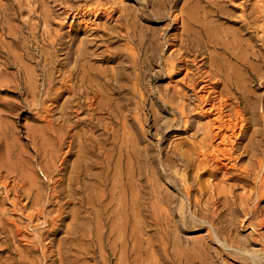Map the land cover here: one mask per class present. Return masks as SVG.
I'll return each instance as SVG.
<instances>
[{
  "label": "bare ground",
  "instance_id": "6f19581e",
  "mask_svg": "<svg viewBox=\"0 0 264 264\" xmlns=\"http://www.w3.org/2000/svg\"><path fill=\"white\" fill-rule=\"evenodd\" d=\"M123 1L124 0H112V5H108L109 7L106 6L105 8V4L102 3L103 1L100 2V0H98L95 1L96 6L91 11L103 9V14L108 15L110 19L113 18L114 11L121 12L120 16L122 18L120 27L123 26L122 28L125 29V34H120V30V33L117 32L118 35L116 38L119 40L123 36L125 40H127V45L125 49L117 48L111 51V54L109 53L108 56H104L102 59L115 61L118 58H122L126 64L117 66L114 70L101 69L94 66L91 63L93 57L91 58V54H89L90 50L87 51V44L84 45L83 43L82 46L80 45L74 49L73 53L76 54L75 57L73 56L74 54H72V50L69 49L66 61L62 64L63 68L58 69V71H61V77L56 81H53V79L47 80V89H44L46 90L48 98L52 101H49L50 104L47 103V106L45 104L46 114L45 117H43L46 118L49 125H52H50L51 128L49 127L50 130L53 129L52 127L55 128V126H57L58 133L60 134L58 137L60 144H64L67 138H69L68 144L66 145L67 150L63 152L64 156H62V161L60 163L62 167L56 168L58 170L57 172L60 174L63 170H67L69 166L68 156L77 153V159L72 162V167L69 172L70 175L69 177L67 176L69 179L68 181H70V183H68L70 192L73 189L71 188L72 182H81L83 178H85V181L82 183L89 189V184L94 186L91 188L94 189L97 187L99 188V183L107 187V184L112 182V186L109 190L110 192H108L110 193V198H108L109 200L107 199L108 201L106 200L104 202L103 200V197H107V193L103 192L104 189L96 193L91 192L92 194L90 193V197H92V200L87 201L84 198L85 201L81 200L84 202H81L82 205L86 204V206H89L90 204H97L102 208L103 212L101 214L97 213L100 219L97 221L101 223V221L104 220L102 223H108L110 230L108 232H102L100 229L104 226L98 229L102 226L98 224L96 225L99 227L96 228L97 231L95 236H91L95 237L91 240L92 242L87 245L83 242L81 243V239L77 237V233H79L82 228L81 224H85L86 228H83L88 229L87 226L90 225L88 220L93 222L98 217H91L90 219H88V217V220L86 219L85 221L84 216H82L83 214L79 215L77 208V210L72 212L75 221L73 220L74 223L69 228V231L75 236L72 237V239H76L77 237L80 239V243L72 241L75 245L68 246L67 244H58L59 246L57 249H53L54 246L51 247V245L44 243L45 245L41 246L42 253L45 257H51L57 250V253L62 257L59 263L62 264H190L197 261L196 258L198 257H200L199 264H208L206 256L209 255L207 253L209 252L210 246L205 241L201 240V242L199 241V243L193 245L194 252L192 253L186 250L185 246V248L183 247L184 249H177L175 246V248H170L171 245H167L171 241L170 233L163 228L165 226L160 228L163 222L161 223L159 213H161L160 211L163 209L160 208L163 204H172L174 195L162 192L156 185V180L164 174H162L159 169L157 163L158 159L155 154L147 149H141L138 146L141 141V132L139 129L137 130L136 128V132L132 137L128 136L129 131L125 129V119L134 110H132V105L137 104L138 106L136 107L139 108L141 107L139 105L145 104V100L147 99L145 97L144 99L142 98L144 94L140 90L145 64L148 65V62L155 64L160 61L159 64L156 63L159 69L154 73L158 77L166 75V77L170 79L186 70L184 76L180 79L183 83L182 86H179L176 80L172 89H166L164 92H159L160 89H157L159 97L164 102V106L158 103L159 107L161 106L163 108L166 105L173 110L172 119L168 121V125H165L167 129H175L181 125L184 126L185 130L193 131L190 135L191 138L186 140L184 145H178L171 152L166 153L165 159L161 158L162 164L166 167V169L164 168L166 171L172 168L171 172L168 173L170 176L168 180L178 185V188H180L182 192L180 194L181 208L183 209L186 206V201L188 200L187 202L193 207L191 211L192 216L199 217L207 221V223L209 222V225H211L213 229L215 228L216 237L218 240L222 241L224 246L218 249V253L221 251L222 255L225 256V259H228L227 261L230 264H264V231L262 232V229H264V205L260 204L262 203V199L264 200V106L261 102L262 99L256 95L254 90V88H261L259 85H264V75L262 72L264 61L263 54L254 48L255 46L252 42L254 40L263 42V23L262 25H260L261 23L257 24V21L261 20L260 18L263 17V3L258 5L254 3L248 11L249 4L246 2L249 0L239 2L243 7L240 14V29L227 32L216 27L217 25L214 24V18L229 19L227 6L233 5L232 3L236 0H200L201 2L203 1L204 4H200L199 2L194 3V0H184V6L178 12L176 11V7L181 0H149L142 8L135 11L134 18L139 16L146 20L155 18L159 21L170 19L168 25L171 26L170 28L174 29L173 36L168 34L163 35L164 41L163 38H159L155 32L148 35H141L140 33L139 35L135 28L136 18L131 19V17H128L126 13H124L125 7L124 4H122ZM98 5H102L103 8H99L101 6ZM260 31H262V34L259 33L261 35H258ZM108 32L109 34L111 33L110 30ZM243 34H248L249 36L243 37ZM256 35H258V37ZM112 36L113 35L110 37ZM137 40H139V42L141 41L142 44H148L145 49L144 57H141V50H135V47L131 45V43ZM166 44L169 45L168 49H171L168 56L165 54L162 55L163 48ZM71 61H73L72 65H70ZM64 66L68 68L63 70ZM45 67L47 66L45 65ZM130 68L131 70L126 72V70ZM25 70L27 76L25 84L29 87L22 86L18 88L19 91H17V93L20 96L28 93V90L32 91L35 90V88L37 89V87H35V82L39 77H35L36 71L31 69ZM139 70H141V72ZM48 75L47 77L50 76ZM129 81H131V84ZM56 83H59V85L55 87ZM52 90L54 91L52 92ZM123 91H126V93L120 97L122 103L120 102L119 108H117V106L114 107V103L112 102L113 97L110 96L111 93H121ZM65 93L68 94V96L60 103ZM126 94H129V96H125ZM36 96L34 98H36ZM23 101L27 102L26 99H23ZM155 103L157 102L155 101ZM151 107L152 106H150V109ZM260 107H262V110ZM100 112L107 113V118L113 119L114 122L111 121L106 123L104 121L105 118L102 120L99 115L97 116ZM57 113H60V115H58L57 121H54L53 116ZM82 113H85V115ZM117 117L123 118V122L121 120L119 121V119L117 120ZM157 119L158 115L154 114V125H157ZM55 122L57 123L55 124ZM53 124L55 125L53 126ZM115 124H117V126L120 125L121 129H123L121 134L119 126L115 128ZM132 124L134 125H132L133 127L136 126L135 121ZM80 125H83L85 129L83 127H81V130L75 129ZM101 127L104 129L106 128V132L109 136L108 139L112 137V142H116L117 137L120 139L119 144L116 142V148L119 150V158L115 162V167L113 166L115 171L111 174H105L103 171L99 173L90 171V166L96 165L99 161L95 163L93 159H88L86 155L88 152H94L93 149L101 145L97 146V142L95 143L92 141L93 135L91 133L89 134L88 131ZM112 127L113 130L109 132ZM245 140H247L246 143H244ZM97 141L99 143L102 142L99 140ZM97 152H100V150H97L96 153ZM110 155L111 153H108L107 157H105L107 165L106 167L104 165V167L107 172H111L109 169H112L113 162L110 160ZM241 159H246V162L240 164L239 161ZM50 163L55 162L51 161ZM181 168H183V173L180 172ZM204 173L216 179L221 174L222 178H220L218 183L214 184L215 186H197L201 174ZM33 175L34 173L32 176ZM32 176L30 179L35 178ZM88 176L95 178L94 182L88 183L90 180ZM86 178L89 179L88 182ZM136 179H142L144 182L138 183ZM228 179H234L235 181L239 180L249 184L254 183L253 194L255 200L253 206L247 210L249 214L252 213V217L247 218V220L260 226L255 228L257 235L255 237L252 236L255 241L261 242L262 246H259L260 248L255 247V242H252V240L249 239L250 237H242L234 231L235 227L233 228V226L234 222L237 224V216L234 215V220L230 218V221H224L223 224H219V218L222 213L228 212L233 215L234 212L240 213L241 210L245 209L244 206L241 205V202L238 203L236 200L232 201L229 199V194L234 188L233 184L229 186L219 185L221 182ZM58 181H61V177L58 178ZM32 182L33 181H31V184ZM77 187L81 188V185ZM77 190L78 189H76V191ZM139 197H147L149 199L147 202H151L154 211L153 214L155 215V218H153L155 221L154 224L160 225L159 232L164 233L162 234L163 237L160 238L161 240L159 242L161 243L159 247L155 244L147 247L143 244H130V241L129 243L126 241V244L122 243L123 240L121 242L119 241L124 233H122V228L125 225H122L123 221L118 222V220L124 219L123 214H125V217L127 216L130 218V220L133 219L132 221L138 220L137 214L141 212L137 213V211H139L138 205H143V203H141L143 198L140 200ZM204 197L207 198L204 199ZM51 198H54V196H51ZM114 200L118 203L116 207L120 205L123 206L124 209L118 208L119 210H116L117 219L113 217V219H115L113 220L111 218L110 222H108L106 220L112 215L110 213L106 214V210L111 207ZM69 203L68 201V204ZM57 204H59V207L57 208L56 214L49 217L47 220L50 232L52 233L63 226L61 222L65 219V215L63 214L66 210L65 205L67 201H59ZM114 211L113 209L112 214H114ZM165 216L166 215H164V217ZM82 219H84V221H82ZM247 220H241L240 222L243 223V221H245L243 224L245 225ZM132 224L131 231L133 232L134 227ZM210 227L207 226L205 230L208 233V238L212 242H215L216 237L213 232L214 230ZM92 228L91 226L89 230H92ZM116 228L119 229V233L115 236L111 233L116 231ZM112 235H114V240ZM221 238H223V240H221ZM150 241L149 239V242ZM229 248L236 249V252L231 251L233 249L230 250ZM144 255H146V258ZM56 257L57 256L54 258ZM82 257L84 258L83 260H81ZM57 258L59 261V257ZM55 261L54 259L52 264L55 263Z\"/></svg>",
  "mask_w": 264,
  "mask_h": 264
},
{
  "label": "rangeland",
  "instance_id": "374dc122",
  "mask_svg": "<svg viewBox=\"0 0 264 264\" xmlns=\"http://www.w3.org/2000/svg\"><path fill=\"white\" fill-rule=\"evenodd\" d=\"M95 1L98 0H0V264H52L54 259L56 261L53 264H58L62 257H60L61 255L57 253V250L53 255L59 257V261L58 258H54L55 256L53 255L51 257H45L41 250L42 245H51V247L54 246L53 249H57V247L59 246L58 244H67V246L75 245V243H80V239L81 243L83 242L87 245L92 242L91 240L93 238H95L91 236H95L97 231L96 228H98L100 225L102 226H100L98 229L104 226L103 228H101L102 230L100 229V231L108 232L110 230L108 227V223H102L104 222V220L101 221V223L100 221H97L100 220L98 215L103 212L102 208L97 204H90L91 206H86V204L82 205L81 202H84L81 200H92V197H90L92 193H96L97 191L104 189L103 192L107 193V197H103V200L105 202L108 198H110V193L108 192H110L109 190L112 186V182L108 183L109 185L107 184V187L99 183V188H94L96 189L94 190L91 189L94 186L90 184V189L86 188L87 186H84L82 182L85 181V178H83V181L81 182H72L71 188L73 189L70 192L68 186V183H70V181H68V177L70 175L69 172L72 167L71 164L74 160L77 159V153L68 156V169L61 172L64 175H62L61 173L59 174L56 168L62 167L60 163L62 161V156H64L63 152L67 150L66 145L68 144L69 138H67V141L64 144H60L58 138L60 134L58 133L57 126H55V128L52 127L53 129L50 130L52 125L50 124V126L49 122L46 120V118H44L46 114L45 107L52 101L48 98L46 90H44L47 89L46 82H48L49 79H53V81H56L61 77V71H58V69L63 68L62 64L66 61V56L69 49H71L72 54H74V49H76L80 45L82 46L83 43L84 45L87 44V51L90 50L89 54H91V58L93 57L91 63L101 69L104 68L107 70H114L115 67L126 64V62L123 61L122 58H118L115 61L102 59V57L108 56L109 53L111 54V51L116 50L117 48L125 49L127 40H125L123 36L119 40H117L116 38L118 33L120 32V34H125V29L122 28L123 26L120 27L122 18L120 16L121 12L114 11L113 18L110 19L108 18V15L103 14V9L91 11L96 6ZM111 1L112 0H100V2L105 4V6L103 5L105 8L106 6L109 7L108 5H112ZM148 1L149 0H124L122 2L125 7L124 13H126V15L128 17H131L132 19L135 16V11L142 8ZM241 1L245 0H236L232 3L233 5L227 6V9L229 11V19H216L215 16V18L212 17L215 19L214 24L217 25L216 27H218L222 31L227 32H233L237 29H240V14L241 9L243 8L239 4V2ZM196 2L204 4V2H201L200 0H194V3ZM91 3L94 5H92ZM246 3L249 4L248 11L254 3L257 5L263 3L264 8V0H249ZM98 6H101L99 8H103L102 5ZM183 6L184 0H181L176 7V11H180ZM135 18V28L138 31L139 35L140 33L141 35H148L152 32H155L158 37L161 39L163 38V40V35L168 34L170 36H173L174 29L170 28L171 26L168 25L170 19H163L162 21H159L155 18H150L149 20H146L139 16ZM260 19L261 20L257 21V24L261 23L260 25H262L263 23L264 26V11L263 17ZM109 30L111 31L110 34L108 32ZM259 33L262 34V31L258 32V35H261ZM111 35L113 36L110 37ZM258 35L256 36L258 37ZM248 36V34H243V37ZM254 41H252L255 46L254 48L263 54L264 61V32L263 42H261L260 40ZM141 44L142 43L141 41L139 42V40L131 43V45L135 47V50H141V57H144L145 49L148 44L144 43L142 44L143 46ZM168 48L169 45L166 44L163 48L162 55H169L171 49ZM73 56L75 57L76 54H74ZM72 63L73 61H71L70 65H72ZM156 63L159 64L160 61ZM156 63L152 64L151 62H148V65L145 64V67L143 68L142 75L144 76H142L141 79L142 84L140 85V90L144 94L142 98L144 99L145 97L147 99L145 100V104L139 105L141 106L139 107L140 109L136 107L138 106L137 104L132 105V110H134L125 119V129L129 131V137H132L135 134L136 128L137 130L139 129V131L141 132V141L138 146L141 149H147L151 153L155 154L158 159L157 163L159 165V169L161 173L164 174L163 176L159 177L158 180H156V185L162 192L171 193L174 195V197L172 200V204H163L160 207L163 208L160 211L161 213H159L161 223L163 222L161 226L154 224L155 221L153 218H155V215L153 214L154 211L151 202H147L149 201V199L147 197H139L140 200L143 198L141 200V203H143V205H138L139 211H137V213L141 211L139 214H137L138 220L132 221L133 219L130 220V218H128L127 216L125 217V214H123L124 219L118 220V222L123 221L122 225H125V228H122V233H124L120 237L121 239H119V241L121 242L123 240L122 243L124 244H126V241L128 243L130 241V244H143L147 247H149V245L151 246L155 244L159 247L161 243L159 242L161 240L160 238H162V234H164L163 232H159V229L165 226L163 228L168 230V232L170 233L171 241L167 244L169 246L171 245L170 248L177 247V249H182L185 246L186 250L192 253L194 252L193 245L199 243V241L201 242L202 240L210 246L209 252L207 253L209 255L206 256V261L208 262V264H230L227 261L228 259H225V256L222 255L221 251L218 253V249H221L224 246L222 244V241L217 239L215 228L213 229V227L209 225V222L207 223V221L202 220L199 217L192 216L191 211L193 210V207L189 204V202H187V199L185 206L186 209L185 207L183 209L181 208L180 194L182 192L180 191V188H178V185L173 184L170 180H168L170 179L168 173L171 172L172 168L166 171V167L162 164L161 158L165 159L166 153L171 152L178 145H184L185 141L191 138L190 135L191 132L193 133V131H187L185 130L184 126L181 125L178 128H172L168 130L165 125H168V121L172 119L173 110L166 105L163 108L161 106L159 107L158 105V103H160L162 106H164L163 100H161V98L159 97V92H164L166 89H172L174 86L173 84H175L176 80L178 81L179 86H182L183 83L180 79L184 76L186 70H184L181 74L174 76V78L169 79L166 77V75L158 77L156 76V74H154L155 71L159 69V66ZM45 65L47 67H45ZM65 68L68 67L64 66L63 70H66ZM25 69L36 71V73L34 72L35 77L39 78L35 79L39 81L37 82L35 80L37 82H35V87H37V89L35 88V90H32L33 92L28 90V93H25L24 95H22V97L18 95L17 91H19L18 88L27 85L25 84L27 81ZM130 70L131 68L127 69L126 72H129ZM139 71L141 72V70ZM262 72L264 75V65ZM47 75L49 77H47ZM129 82L131 84V81ZM57 85H59V83H56L55 87ZM259 86L261 88H254V90L256 92V95L260 97V99H262L261 102L264 106V85ZM157 89H160L159 92L157 91ZM53 91L54 90H52V92ZM123 92H116L113 94L111 93L110 96L113 97L112 102L114 103V107L117 106V108H119V105L122 103L120 97L124 95L126 91ZM41 94L44 96H42ZM129 94H126L125 96H129ZM34 95H37L36 98H34ZM67 96L68 94L65 93V95H63V97L61 98L60 103L64 101V98H66ZM22 98L26 99V101L29 103L23 101ZM155 101L157 103H155ZM150 106H152L151 109ZM260 109L262 110V107H260ZM82 114L85 115V113ZM154 114L158 115L157 125H154ZM58 115H60V113L54 114V121H57ZM98 115L102 118V120L105 118L104 121L106 123L113 121V119L107 118L108 115L105 112H100L99 114H97V116ZM118 119L119 121L123 120V118L120 117H117V120ZM134 121L137 127H133L134 125L132 123ZM56 123L57 122H55V124ZM55 124H53V126ZM115 125V128L119 126L121 134L123 132V129H121L120 125ZM81 127L85 129L83 125H80L75 129L81 130ZM112 130L113 127L109 132H111ZM105 132L106 128L104 129L103 127L99 129H91L90 131H88L89 134L91 133L93 135L92 141H94L95 143L97 142V146L101 144V148L96 147L97 149H93L94 152H88L86 153V155L88 156V159H93L95 163L99 161L96 163V165L94 164V166H90V171L95 173L103 171L105 172V174H111L115 171V162L119 158V150L118 148H116V142L117 144H119L120 139L117 137L116 142H112V137L108 139V133L106 132L105 134ZM97 140L102 142L99 143ZM246 142L247 140L244 141V143ZM97 150H100V152H97L98 154L96 153ZM108 153H111L110 160L113 162L112 169H109V171L111 172H107L105 168L107 165V163L105 162V157H107ZM55 154H57L58 156ZM50 160L54 161L56 164L50 163ZM244 162H246V159H241L239 161L240 164ZM181 169L180 172L183 173V168ZM33 173L34 175L32 176ZM30 175L35 178L30 179ZM59 177H61L60 182L58 181ZM88 178H86L87 182L89 180L88 183L94 182L95 178H91V176H88ZM220 178H222L221 174L217 179L211 177L207 173L201 174L197 186H215L214 184L218 183L220 181ZM31 181H33L32 184ZM136 181L138 183L144 182V180L142 179H136ZM79 184L81 185V188L77 187L80 186ZM232 184L234 185V188L229 194V199L232 201L236 200V202L238 203L241 202V205L244 206L245 209L241 210L240 213L234 212L233 215L228 212L222 213V218L220 217V220L218 219L220 221L219 224H223L224 221H230V218L234 220L235 216H237V224L234 222L233 226V228L235 227L234 231L242 237H250L249 239H251L252 242H255V247L260 248L262 246L261 242L255 241L254 238H252V236L255 237L257 235V231L255 230V228H258L260 226L247 220V218L252 217V213H250V215L247 210L248 208H251L253 206L255 200V196L253 194L254 183L249 184L239 180L235 181L234 179H228L221 182L219 185L229 186ZM76 189L78 190L76 191ZM51 196H54V198H51ZM159 198L162 199L161 197ZM205 198L207 197H204V199ZM59 201H67V204L65 205L66 210L63 214L65 215V219L63 220V222H61L63 226L61 225L62 227H59V230H56L54 233H52L50 232V227L47 220L49 217L56 214L57 208L59 207V204L57 203H59ZM68 201L70 202L69 204ZM113 202L112 204L114 206L111 204V207L106 210V214L110 213L112 215L106 220L108 222H110L111 218L113 219V217L117 219V211L119 210L118 208L124 209V207L120 205L116 207V205L118 204L116 203V200H114ZM261 202L262 203L260 204L264 205L263 199ZM77 208L79 211V215L83 214L82 216H84L85 221L88 217V219H90L91 217L98 218L93 222L87 219L88 223L90 222V225L87 226L88 229H85L86 226L82 223L83 226L81 224L82 228L79 233H77V237L80 239H78L77 237L76 239H72V237L75 236L71 234L72 232L69 231V228L75 221L72 212H74V210H77ZM111 209L115 210L114 214H112L113 212ZM97 213L99 214L97 215ZM164 215L166 216L164 217ZM241 220H247L246 224L243 225L245 221L241 223ZM82 221H84V219H82ZM190 222L193 224H191ZM98 224L99 226L97 227L96 225ZM131 224L134 227L133 232L131 231ZM91 226L93 228L92 230H89ZM207 226H211L210 228L214 230L213 232L216 237L215 242H212L208 238V233L205 230ZM116 231H113V233L111 234H114L116 236L117 233H119V229H117ZM263 231L264 229H262V232ZM156 232L159 233L157 234ZM47 235L50 236L48 237ZM114 235H112L113 240ZM139 239L142 240L140 241ZM149 239L151 240L150 242ZM175 239H178V242ZM69 240L71 241V243ZM221 240H223V238H221ZM72 241L75 243H73ZM229 249L231 250L233 248ZM235 250L236 249H233L231 251L236 252ZM144 257L146 258V255H144ZM83 259L84 258L82 257L81 260ZM199 259L200 257L196 258L197 261L190 264H199Z\"/></svg>",
  "mask_w": 264,
  "mask_h": 264
}]
</instances>
